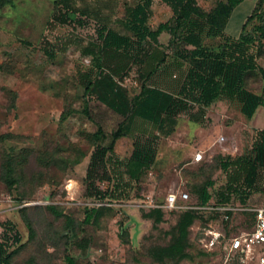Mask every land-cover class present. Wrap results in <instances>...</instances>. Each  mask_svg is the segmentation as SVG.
Instances as JSON below:
<instances>
[{"label":"rangeland","instance_id":"obj_1","mask_svg":"<svg viewBox=\"0 0 264 264\" xmlns=\"http://www.w3.org/2000/svg\"><path fill=\"white\" fill-rule=\"evenodd\" d=\"M138 1L71 0L66 9L58 0H0V225H10L18 237L9 244L6 232L0 233L9 264H66V256L76 264H158L155 255L170 243L178 214L194 211L186 206L200 203L198 190L206 181H212L209 201L245 208L233 215L237 228L250 227L252 209L264 206V167L259 165L249 187L236 166L255 155L264 106L252 120L226 94L208 106L180 96L189 67L175 53L180 30L175 36L158 33L166 62L147 76L155 44L152 39L138 44L127 23V8ZM196 1L210 11L220 0ZM250 12L242 31L253 38L246 53L264 67V40L257 29L264 26V0L239 2L226 32L224 27L221 36L206 37L203 44L220 50L226 35L241 31ZM171 16L164 0H152L147 24L154 30ZM102 27L128 36L130 46L120 54L108 50L99 37ZM125 59L116 77L131 99L142 86H156L184 98V107L172 126L135 117L107 149L112 132L126 118L86 87ZM262 85L257 70L247 72L246 89L262 94ZM262 100L264 105V94ZM134 146L149 147L153 156L138 180L127 175L123 164ZM197 151L203 158L193 161ZM222 160L231 161L226 170ZM6 164L12 185L3 179ZM172 192H187L188 199L172 209L154 206ZM90 207L97 213L85 223ZM153 208L163 212L156 224L143 216ZM194 213L187 247L191 257L179 264H254L239 256L226 258L221 249L206 250L200 240L203 227L215 217Z\"/></svg>","mask_w":264,"mask_h":264},{"label":"trees","instance_id":"obj_2","mask_svg":"<svg viewBox=\"0 0 264 264\" xmlns=\"http://www.w3.org/2000/svg\"><path fill=\"white\" fill-rule=\"evenodd\" d=\"M164 1L172 10L171 19L159 23L157 29L154 30L150 29L147 24L152 0H139L134 6L127 8L128 27L135 36L137 43L140 44L146 39H152L155 44L153 51L148 55L150 61L146 75L149 76L165 61V53L157 44L158 33L165 30L171 36H175L180 30V35L177 38L179 45L175 53L189 65L185 80L178 92L180 96L188 97L201 106H208L222 94H226L228 97L236 98L240 104L239 111L241 114L251 118L257 106L263 104L262 95L264 94V67L254 62L253 55L246 53V48L253 41V38L242 32L246 21L251 19L252 13L245 19L241 32L236 38L226 35L227 43L220 50H213L203 44L204 38L221 36L232 9L242 0H220L210 11L202 9L196 0ZM58 2L66 9L71 6V0H58ZM257 29L264 40V26H259ZM99 37L108 50L117 53L121 49H127L131 42L128 36L106 27L100 29ZM125 54L121 53V56L125 58ZM127 62L125 59L122 64L115 65L112 71L119 74ZM252 70H257L262 78V94L254 93L244 86L245 76L247 72ZM92 84L93 81L86 88L91 89ZM99 99L110 108L121 112L126 118V123L119 125L112 132V141L107 149L113 148L116 139L125 134L124 129H128L129 123L135 117L150 121L161 128L167 123L172 126L174 116L184 107V98H177L167 91L149 85L142 86L139 93L130 101L123 99L120 93L111 101H108L104 96L99 97ZM102 150L105 151L106 149L102 148ZM254 150L255 155L253 157H244L236 161V166L243 172L245 185L249 187L255 183L259 165L264 167V130L258 131ZM152 160L153 156L149 147L134 146L123 164L127 175L131 179L138 180L142 173L149 168ZM230 164L231 161L226 160H222L220 163L223 170H226ZM8 166L3 172V179L12 185L14 181L9 169L10 166ZM210 185H212V181H206L199 188L200 203H206L210 200L211 195L208 191ZM96 213V208H86L83 221L90 223ZM143 216L152 217L156 224L162 221L163 212L161 208H153ZM196 219L195 213L191 210H185L178 214L171 241L159 248L154 259L156 263L168 264L167 261L170 260L172 261L171 264H179L183 259L191 257L187 251L189 228ZM17 239L18 237H15V240ZM4 250L3 246L0 247V264H9V255L5 254ZM66 260V264H76L71 256H66Z\"/></svg>","mask_w":264,"mask_h":264},{"label":"built area","instance_id":"obj_3","mask_svg":"<svg viewBox=\"0 0 264 264\" xmlns=\"http://www.w3.org/2000/svg\"><path fill=\"white\" fill-rule=\"evenodd\" d=\"M203 158V152L197 151L192 160L198 161ZM187 192L168 193L162 205H154L168 209L178 207V200L186 201ZM186 208L193 209L198 214H210L212 218L203 227L201 242L208 251L222 250L226 258L239 256L242 260L249 259L254 264H264V206L253 208L252 222L250 227L244 223V227H236L239 222L233 221V215L245 208L232 205L226 201L199 203L187 205ZM193 211V212H194ZM219 222V223H218ZM10 225H0V233L6 232L9 244L15 241L16 233L9 229ZM1 235H5L2 233ZM5 248V246H4Z\"/></svg>","mask_w":264,"mask_h":264},{"label":"crops","instance_id":"obj_4","mask_svg":"<svg viewBox=\"0 0 264 264\" xmlns=\"http://www.w3.org/2000/svg\"><path fill=\"white\" fill-rule=\"evenodd\" d=\"M255 6V4H254ZM253 6V7H254ZM231 14V13H230ZM251 14V12H250ZM249 14V15H250ZM247 18V17H246ZM225 32H226V27H225ZM241 32V31H240ZM239 32V33H240ZM239 33L235 36H232L230 34H228L229 36L233 37V38H236ZM166 60L164 62H162L161 64L165 63ZM116 75H118L117 73L115 72H112V73H106V74H103V75H99L97 79H94L93 80V84L91 86V92H94L96 94V96L98 97H105L108 101H111V99L113 97H117V94L120 93V95L122 96L123 99H126L127 101H130V97H129V94L128 92L126 91V89H124L123 87L119 86L118 85V81H117V77ZM181 84V83H180ZM160 88V87H158ZM164 91H167L171 94H173L175 97L177 96V94L173 91H170V90H167V89H164V88H160ZM106 91V92H105ZM100 101V99H99ZM104 106H106L107 108H109L110 110L114 111L115 113L117 114H120L121 116H123L125 118V116L121 113V112H118L112 108H110L108 105H106L105 103H103L102 101H100ZM264 106L263 104H259L254 112V114L252 115V117L250 119H254L255 118V115L256 113L258 112V110ZM257 121H260V119L258 118ZM256 121V122H257ZM260 124H257V129L258 130H264V124L262 121L259 122ZM115 144V143H114ZM132 152V151H131ZM131 154V153H130ZM192 158H193V155H192Z\"/></svg>","mask_w":264,"mask_h":264}]
</instances>
